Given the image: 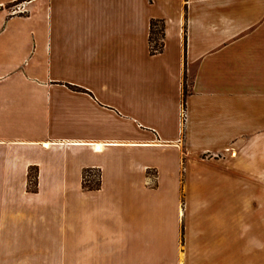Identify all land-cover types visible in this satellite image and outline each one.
<instances>
[{
    "label": "crops",
    "instance_id": "obj_1",
    "mask_svg": "<svg viewBox=\"0 0 264 264\" xmlns=\"http://www.w3.org/2000/svg\"><path fill=\"white\" fill-rule=\"evenodd\" d=\"M261 186L264 0H0V264H264Z\"/></svg>",
    "mask_w": 264,
    "mask_h": 264
},
{
    "label": "trees",
    "instance_id": "obj_2",
    "mask_svg": "<svg viewBox=\"0 0 264 264\" xmlns=\"http://www.w3.org/2000/svg\"><path fill=\"white\" fill-rule=\"evenodd\" d=\"M163 39H164V27L161 21H152L151 22V31H150V47L152 54L161 53L163 50ZM186 88L184 91V96H186ZM83 188L86 190H98L100 188V173L99 171L94 170H85L83 172ZM29 190H37V177L36 174L34 177L29 178Z\"/></svg>",
    "mask_w": 264,
    "mask_h": 264
},
{
    "label": "rangeland",
    "instance_id": "obj_3",
    "mask_svg": "<svg viewBox=\"0 0 264 264\" xmlns=\"http://www.w3.org/2000/svg\"><path fill=\"white\" fill-rule=\"evenodd\" d=\"M16 9H17V6H13L12 10H16ZM227 187H228V189H227L228 191L235 190L234 194L236 193L237 190H239V187L237 188L236 184L228 183ZM233 197H234L233 199H235L236 195ZM263 198H264V186H261V188L259 189V199L262 200ZM231 217L234 218V216L230 215L229 216V222H231ZM263 217H264V211L261 212L260 214L258 213V215H255V218L260 219V221H264ZM252 219H253L252 215H245L244 216V225L251 224ZM256 219H254V221ZM233 220H235V218Z\"/></svg>",
    "mask_w": 264,
    "mask_h": 264
}]
</instances>
